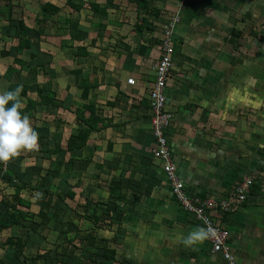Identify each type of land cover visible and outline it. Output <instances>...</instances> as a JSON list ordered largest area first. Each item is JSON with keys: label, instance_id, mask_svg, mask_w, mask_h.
Returning a JSON list of instances; mask_svg holds the SVG:
<instances>
[{"label": "crops", "instance_id": "crops-1", "mask_svg": "<svg viewBox=\"0 0 264 264\" xmlns=\"http://www.w3.org/2000/svg\"><path fill=\"white\" fill-rule=\"evenodd\" d=\"M137 1L77 0L83 8L67 11L66 0L64 4L44 0L60 8L51 21L65 11L75 13L72 19L65 15L64 21L78 23L80 41L64 30L68 24H60L57 28L63 34L51 41L47 28L38 36L34 26L17 17L32 29L35 54L33 59L19 57L26 63L22 68L13 65L18 57L14 28L1 21L0 38L8 36V41L0 51L5 48L9 55L0 56L1 78L7 84L0 86L6 91L23 85L30 100L37 102V91L42 89L54 101L36 106L30 118L39 133L33 158L27 160L32 153L25 150L2 167L11 168L15 176L10 183L0 182V219L7 211L3 201L9 204L14 194L11 184L20 185V180L27 184L20 197L32 194L25 199L31 203L30 212H38L45 197L39 189H45L52 193L49 215L57 218L44 228H36L40 219L35 216L27 229L3 230L0 263L74 264L76 252L71 253L68 243L79 249L84 237L82 254L91 255L86 264H227L211 251L205 237L192 245L182 242L202 226L180 208L160 162L151 155L154 139L147 97L164 29L179 12V24H184L173 32V63L165 88L166 109L172 115L165 133L177 176L189 196L215 199L228 197L245 177L254 178L257 189H251L241 207L215 216L229 233L228 246L237 264H264V0H149L160 15L149 16L150 27L145 25L139 34L135 23L146 13ZM89 3L105 11L95 14ZM231 29L241 35H233ZM81 46L87 54L78 53ZM8 66L19 70L10 79L3 76ZM31 69L40 72L29 73ZM84 78L94 84L87 100L81 99ZM128 79L135 84H127ZM88 104L107 127L92 131L82 149L66 152V140L86 128L75 124V112ZM55 148L61 150L48 152ZM58 163L63 165L60 170L55 169ZM77 182L75 205L64 194ZM109 187L115 188L113 197ZM134 197L137 201L131 204ZM86 198L101 205L87 211ZM110 200L117 205L109 212L112 223L94 229L88 216L102 213ZM91 230L96 237L93 247L86 240ZM9 236L25 240L26 261L3 244ZM104 250L115 254L103 255ZM37 254L43 256L33 259Z\"/></svg>", "mask_w": 264, "mask_h": 264}, {"label": "trees", "instance_id": "trees-1", "mask_svg": "<svg viewBox=\"0 0 264 264\" xmlns=\"http://www.w3.org/2000/svg\"><path fill=\"white\" fill-rule=\"evenodd\" d=\"M77 0H66V6L71 8L74 11H80L83 7L82 5H80L79 3H76ZM16 2V4H15ZM5 3L7 5L8 11L6 13V21L7 23H9V26H11L12 28H14V35L12 36V38L14 40H16V46H15V54L18 57H15L13 59V65L18 66L19 68H22L24 65H26V63L24 61H22L19 57L22 55H26L27 57H29L30 59H33L35 54L32 51V46H33V42H32V34H31V28L28 27L25 22L23 21V19H16L13 17V11L15 10L16 7L19 6L20 1L19 0H5ZM89 8L93 11V13H103L105 10L100 7L97 4H93V3H89L88 4ZM137 6L141 9L144 10V12L146 13L145 16H143L142 18L138 19L137 22L135 23V29L136 31L139 33H141V30L145 27V25L147 27H150V23L148 22V17L151 16L152 14H155L156 16L160 15V10H156L154 9V7H151L149 5V0H138L137 1ZM40 12L42 13V18L37 19V22L39 24L38 29H36L35 33L38 36H42L44 35V27L45 25L51 21V18L53 16H56L59 12H60V8L47 3V2H43L41 7H40ZM247 17V16H246ZM5 20V19H3ZM1 21V20H0ZM34 22L36 23V18L34 20ZM53 22V21H52ZM69 25L68 27V32L70 37L75 40V41H80V32L78 30V23L76 21H66ZM102 29H104V27H100ZM233 35L239 37L241 35V32L235 29H231ZM2 38L7 41L8 40V36H2ZM1 41V39H0ZM82 51H84V54H87L85 51V47L81 46L80 48H78V53L82 54ZM9 55V51H7L5 48H3L0 51V56L1 57H7ZM19 72V70L17 68H14L13 66H8L6 68V71L4 73V77L7 79H10L11 76L14 73ZM40 72L37 69H31L29 71V73H37ZM81 90H82V94H81V99L82 100H87L88 99V94L91 88L94 87V84L88 83L86 81H82V83L80 84ZM9 90H13V89H9ZM22 97H24L26 99L25 102V107L23 108V111L25 113H28V115L30 116V118H32L33 114L32 112L35 110V107L38 105H46L49 103H53V97L52 96H45L43 95V91L42 89H38L37 91V95L39 98V101H33L30 100V98L27 96V92H26V87H23V91L21 93ZM88 111V116L85 117V112ZM75 121H76V125L77 126H85V129H80L78 130V132L74 135H71L65 142V150L66 152H72L75 150H80L82 149L86 143L87 140L89 138V135L92 131H94L95 129H103L107 127V124L105 123V119L101 117L100 114H95L94 111V107L92 104H88V105H81V107L75 112ZM100 126V127H99ZM61 149L59 148H55L54 150H48L49 153H57L59 152ZM47 150H45L46 152ZM43 152V151H42ZM6 161H0V182L3 183H10V180L13 178V176H15L14 172L12 171L11 168H6L3 169V165ZM60 170L61 168H63V165H61V163H58V165H56L55 169ZM69 169V168H67ZM57 170V171H58ZM20 185H13L11 184V187L14 190V194L11 197V201L8 204L6 201H3V205L7 207V211L4 215V217L2 219H0V234L3 232V230H11L12 227H18V226H22L25 227V229L29 228V224L31 222H33V219L35 218V216H37L40 219V222L38 223V225L36 226L39 228H44L47 223L51 220V218H57V215L52 214L49 215V210L52 208L51 205V198H52V193H50L49 191L45 190V189H39V186L34 187V189L36 190H40L41 194H44L45 197L42 200L39 210L37 213H31L30 212V207H31V203L28 202L27 200L23 199L22 197H20V193L21 191L27 186L26 183H23L22 180L19 181ZM256 183V182H255ZM78 182L75 183L72 188L70 190H68V192L65 195V198H68L70 200H74L75 199V195L76 193L74 192L73 188H75L76 186H78ZM252 188L257 189V186L253 185ZM115 192V188H111L109 187V193L110 196L113 197ZM122 196L119 195L118 199H121ZM135 199H133V201L131 202L134 203L137 201V197H134ZM59 199L61 201H63L64 199H62L61 197H59ZM3 200V199H2ZM91 201L90 198H86L85 199V206L87 211L89 210L90 207L94 208L95 206L101 205L100 202H94ZM104 206L106 207V209L104 211H102V213H100L99 215L96 214L95 212H93L89 217V223L91 224V226H94V229L96 230H102L104 228H106L109 224L112 223V220L110 218V209L113 211H116L117 205L113 202V200H110L107 204H104ZM79 207V205L76 206V209ZM85 209V210H86ZM84 210V211H85ZM86 212V211H85ZM73 213H75L74 216H76L77 218V213L74 211ZM118 215V214H116ZM84 216V215H82ZM79 215V219H83V217ZM36 228L34 230H36ZM93 230L89 231L90 234L87 236V245L93 247L96 241V237L92 234ZM28 230L25 231V233H27ZM101 242H104V239H100ZM72 242V241H71ZM4 245H7L8 247H10L14 253L17 259H22V261H26L27 259L23 257V251H24V247H25V240L21 239L19 237H13V236H9L4 242ZM77 250L76 247H74V251ZM108 252H110L111 255H114L115 252L113 251H107L104 250L103 255L107 254ZM46 253V252H45ZM43 256V254H37L33 259L39 258ZM107 260L109 258H106ZM3 264V263H0Z\"/></svg>", "mask_w": 264, "mask_h": 264}, {"label": "built area", "instance_id": "built-area-1", "mask_svg": "<svg viewBox=\"0 0 264 264\" xmlns=\"http://www.w3.org/2000/svg\"><path fill=\"white\" fill-rule=\"evenodd\" d=\"M179 22L180 13L175 12L164 29L160 45L161 56L153 68L155 80L147 97L151 134L154 139L151 155L160 162L171 194L180 208L190 214L202 227L211 226L215 229L205 237L210 243L211 251L219 254L227 264H237L228 246L229 233L225 227L219 224L215 214H228L241 207L250 195L254 185L253 177H245L232 189L230 195L223 199L189 196L182 181L177 176L165 133L171 124L172 115L166 109L164 90L173 63V32ZM127 84L134 85L135 81L128 79Z\"/></svg>", "mask_w": 264, "mask_h": 264}, {"label": "clouds", "instance_id": "clouds-1", "mask_svg": "<svg viewBox=\"0 0 264 264\" xmlns=\"http://www.w3.org/2000/svg\"><path fill=\"white\" fill-rule=\"evenodd\" d=\"M22 91L23 85L0 91V161L11 160L22 151L39 147V133L32 126L30 116L23 111ZM214 230L211 226L196 228L182 242L192 245Z\"/></svg>", "mask_w": 264, "mask_h": 264}, {"label": "rangeland", "instance_id": "rangeland-1", "mask_svg": "<svg viewBox=\"0 0 264 264\" xmlns=\"http://www.w3.org/2000/svg\"><path fill=\"white\" fill-rule=\"evenodd\" d=\"M24 1H26L27 2V4L25 5V4H19V6L18 7H16L15 8V10L13 11V17L15 16V18L17 19V17H23L24 18V20H26V23L28 24V25H31V26H34L35 27V29H38V27H39V24H38V22H37V19H40V18H42V13L40 12V7H41V5H42V3H43V1L44 0H24ZM63 1L64 0H57V2H59V3H62V4H64L63 3ZM15 4H16V2H15ZM62 6V5H61ZM63 6H65V5H63ZM67 11H70L71 9H69L68 7H64ZM7 11H8V8H7V5H6V3H5V0H0V20L1 21H3V19H5L4 21H6V13H7ZM67 11H65V12H63L62 14H60V16H59V18H58V20L57 21H55V18H53L52 19V21H50V22H48L47 24H46V26L44 27V28H47V31H48V38H50L51 39V41H53L52 39H54V38H56L58 35H60V33L62 32V31H64V30H67V28H68V25H67V27H65L64 28V30H62L61 28H57L60 24H68L67 22H65L64 21V19H66V18H64V16L65 15H70V19H72V17H74V12H70V13H67ZM65 17H67V16H65ZM35 18H36V23L34 22V20H35ZM69 18V17H68ZM86 18V16H82V19H85ZM69 20V19H68ZM0 21V24H3L4 22H1ZM69 21H72V20H69ZM183 24H184V22L182 21L180 24H179V26H178V28H177V30L175 31V32H177L178 30H179V28H181L182 26H183ZM264 29V28H263ZM60 30H62V31H60ZM61 34H63V33H61ZM55 35H57L56 37H55ZM1 39V41H0V45L2 46V44L3 45H5L6 46V43H7V41H5L2 37L0 38ZM6 42V43H5ZM7 45H9V43L7 44ZM7 60V62H9L10 61V59L8 58V59H6ZM0 84L3 82L4 84H6L4 81H2V79L3 78H1V75H2V71L0 70ZM41 77V76H40ZM84 81H86V82H88L87 81V79L86 78H84L83 79ZM7 85V84H6ZM5 89V86H0V91H5L4 90ZM164 96H165V90H164ZM166 98V97H165ZM25 101L26 100H24V104H25ZM259 105V104H258ZM259 108H258V106H257V110H258ZM260 111V110H259ZM258 111V112H259ZM35 113V112H34ZM32 114H33V112H32ZM31 153H32V151H31ZM35 154H36V152H35ZM33 153H32V155L31 154H29V155H27L25 158L28 160V158H33ZM25 159V161H24V163H26L27 162V160ZM254 179V178H253ZM31 183H33V181L31 182ZM49 183H51L50 181H49ZM72 188V187H71ZM32 194L31 193H29L28 192V194L26 195V197L27 198H25V199H29L28 198V196H31ZM10 201L12 200L11 198L9 199ZM28 202H30L29 200H27ZM72 202H74L75 203V205H76V200L74 199V200H71ZM75 205H73V206H75ZM86 237H87V235H86ZM75 239H77V237L75 236ZM83 239V242H84V237L82 238ZM82 239H80V243H78L79 245H80V248L78 249L77 248V250H75L74 251V246L72 245V242L70 241L68 244V246H67V248H69L70 250H71V253H75L76 255H74L75 257H73L72 258V263H77V261L79 262V260L81 259V261L79 262L80 264H82V262H83V264H86V259L87 258H90L91 257V255H89L88 254V252L85 254H82V251H83V248L85 247V245H84V243H82ZM87 240V239H86ZM76 243V242H75ZM104 244V243H103ZM90 251V250H89ZM87 264H89V263H87ZM100 264V263H99ZM101 264H103V263H101Z\"/></svg>", "mask_w": 264, "mask_h": 264}]
</instances>
